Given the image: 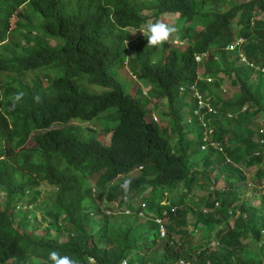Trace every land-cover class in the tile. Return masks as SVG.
Here are the masks:
<instances>
[{
  "label": "trees",
  "instance_id": "trees-1",
  "mask_svg": "<svg viewBox=\"0 0 264 264\" xmlns=\"http://www.w3.org/2000/svg\"><path fill=\"white\" fill-rule=\"evenodd\" d=\"M231 2L0 0V264H51L49 251L78 264H264V193L250 203L242 185L254 170L252 190L264 189V82L257 81L264 75L253 78L250 65L228 53L243 38L241 50L264 66V0ZM145 9L177 14L178 42H164L153 63L145 37L132 44L129 74L151 86L141 102L124 90L119 66L126 30L147 23ZM195 91L212 107L202 114L225 154L203 148ZM152 98L166 128L146 118ZM112 108L118 121L106 127L108 146L68 125L104 113L112 121ZM221 178L224 186H216ZM124 179L131 180L126 195ZM43 183L51 186L45 195ZM203 189L208 194L198 197ZM110 203L131 213H107ZM144 204L154 217L129 218Z\"/></svg>",
  "mask_w": 264,
  "mask_h": 264
},
{
  "label": "rangeland",
  "instance_id": "rangeland-1",
  "mask_svg": "<svg viewBox=\"0 0 264 264\" xmlns=\"http://www.w3.org/2000/svg\"><path fill=\"white\" fill-rule=\"evenodd\" d=\"M133 1L136 4V3H138L139 0H133ZM245 1H247V0H233V2H236L237 4L243 3ZM227 3L229 5H233V3L231 2V0H227ZM211 8L212 7H207L206 9L207 10H210ZM154 12H156V11L155 10L151 11V9H145V10H142L141 11V13L144 16L147 17V23L148 22H154L157 19H160V20H162L164 22H167V23H175L178 20V17H177L178 15L177 14L171 13L169 15H160V16H158V15H153ZM18 20L19 19H16V22H18ZM19 21L22 22V23H25L26 22L23 19H21ZM192 23L193 24H196L195 22H192ZM196 26H198V25L196 24ZM198 27H197V29H199ZM240 28H241V25L238 24V18H237L233 22V30L234 31H238ZM139 30L134 29V28H128L126 30V33H127V39H126L127 44L125 42V47L127 48V51L124 54L125 62L122 65L119 66V69L121 70L120 77H119V81L123 85V88H124V90L127 93H131V94L132 93H139V95H138L137 98L141 102H144L147 99V96H150V90L149 89H151V86L148 83H146L145 81H143V80H137L135 78V74H132V75L129 74V72H131V70L129 69L130 66H131V61L130 60L135 56V51L133 50V48H135V47H132V44L136 43L137 39L139 37L143 36ZM132 32H135V33H132ZM176 36H177V34L171 35L167 41L173 40V44L176 45V43L178 42L177 41L178 38H176ZM163 44L164 43H162L159 46H155V47H153L151 49V51H152V63L155 62L156 60H158L160 58ZM244 45H243V47H244ZM5 47L7 49L14 50L17 53L20 52L18 49H16L12 45V42L11 41H8L5 44ZM4 52H6V51H4V50H2L0 48V56L5 55ZM228 53H229V56L232 57V58H235L236 56L237 57H240L238 51H229ZM8 55H10V54H8ZM127 62H129V63H127ZM239 63L241 65H247V66H249L247 64V62L243 61L241 58H239ZM258 66L260 67V66H262V64L259 63ZM258 66L257 67H251V66H249L250 68H252L251 73H252V77L253 78H256L257 75H264V71H262V69L259 68ZM257 81L258 82L259 81H263L264 82V78L263 79H257ZM228 84H229L228 81L226 83H224L222 89H225V87ZM226 89H228V90L227 91H223L222 90V93L227 94V95H231L232 92H233V90L231 88H226ZM91 90L92 91H98V92H103L104 91V89L101 86H98V85H95V86L91 87ZM143 90H148L149 91V94L148 95H145L146 97H144L143 94H142ZM162 103H163L164 107L167 108V101L164 100ZM150 105H155V107L152 106L153 109H150V115H148L146 117L147 120H149V121L152 120L153 117H154V115H155L157 117V120H155V121L156 122H159V124L162 127H165L168 124V121L165 118H162L161 117V115L159 113V110L160 109H157L156 108L158 105H160V103L157 102V98H152ZM111 111L112 112L115 111V117L112 120L113 122L110 121V119L112 118L111 115L108 114V113H104L103 116H101V117H99L97 119H93L92 121H82V120H79V119H75V120H72L68 125L75 126L76 128H79L80 129V132H82L84 134V136H86V137L93 136V137H95L97 139L102 140L103 144L108 146V145H110L112 134L111 133H108L110 131V129L106 130V127H111L112 124L114 126L116 124L114 122L115 121H118V110H117V108H112V109L108 110L107 112H111ZM61 126H64V125H62V124H56L55 125V127H61ZM196 137H197V134H196ZM33 143L34 142L32 140L29 141V144H31V145ZM254 173H255L254 170L251 171V173L248 174L249 179L246 182H243L242 185H243V189L244 190L246 189V186L247 185L250 188L248 190V192L245 194L246 195V198L247 199L248 198L250 199L249 200L250 203L259 204L260 203V194H263L264 193V189L263 188L262 189H259V191L252 190V188L255 187V183L251 179V176ZM138 174H139V171H134L130 175H127V176H124V177L122 176L121 178L135 177ZM216 186H224L223 178H221V180L216 184ZM50 187L51 186L48 183H43L42 184L41 191H42L43 195L46 194V192L48 191V188H50ZM95 193H96L97 200H99V202L101 203L102 206H104V204H107V201L105 199H102V196L104 194V191L103 190L97 189V190H95ZM195 194L198 197L206 196L208 194V190H206V189L197 190V191H195ZM2 196L3 195H1V197ZM131 201L134 203V205H138L139 202H140V198L134 196L131 199ZM110 205L114 209L113 212H117V213L122 212L123 213L125 211L124 208L120 209L119 207H116L112 203H110ZM144 213H145L144 216H140V215H137L136 217L135 216H129V218L134 217L136 219V221H138V222H145V220L149 217V215L154 217V213L153 212L152 213H149L147 209L144 210ZM40 214L41 213L39 212L38 215H40ZM190 220L193 221L194 220V217L192 216L190 218ZM164 221L165 220L163 219V222ZM167 221H168V219L166 220V222ZM189 229L192 230V226ZM201 235H202L201 232L195 231L194 238L197 239V238L201 237Z\"/></svg>",
  "mask_w": 264,
  "mask_h": 264
},
{
  "label": "clouds",
  "instance_id": "clouds-1",
  "mask_svg": "<svg viewBox=\"0 0 264 264\" xmlns=\"http://www.w3.org/2000/svg\"><path fill=\"white\" fill-rule=\"evenodd\" d=\"M141 34L143 37L146 38L147 40V46H159L162 43L166 42L169 37L173 34L178 33V28L175 24L173 23H167L164 22L160 19L155 20L154 22H148L145 25L141 26L140 30ZM135 33V32H132ZM127 44V41H126ZM22 93H18L14 97V101H19L21 98ZM155 115L153 117L154 120H157V117L155 119ZM264 132V130H262ZM224 153V151H221ZM225 154V153H224ZM228 162H231V159L228 157L225 158ZM131 184L130 179H124L122 183H120L119 187L125 193V195L129 191V187ZM221 189H224L223 187H220ZM117 207L118 205L115 204ZM143 210V209H142ZM145 210V207H144ZM129 209L125 211L124 213H128ZM113 212L112 210L108 211L107 213ZM138 214H135L134 216L136 217ZM48 260L51 262V264H78V261L70 258L67 255H60L57 251H49L48 252Z\"/></svg>",
  "mask_w": 264,
  "mask_h": 264
},
{
  "label": "built area",
  "instance_id": "built-area-1",
  "mask_svg": "<svg viewBox=\"0 0 264 264\" xmlns=\"http://www.w3.org/2000/svg\"><path fill=\"white\" fill-rule=\"evenodd\" d=\"M243 41H244L243 38L238 39L236 42L232 43L229 46L228 50L229 51H238L239 52V56H240V58L243 61L247 62V64L250 65L251 67H257L258 65H256L252 61H250L247 58V56L245 55V53L241 50V46L243 44ZM197 60L200 61L201 60V56H198ZM259 68H261L262 71H264V66H260ZM207 80L210 82V81H212V78L208 77ZM145 93H146V91H145ZM195 96L197 98V103H198V109L196 110L195 114L199 117L200 122L205 127V135H204L205 145H204L203 148H206L207 146H212V147H214L217 150L223 151V148L221 147V145L219 143H217V142H215V141L210 139V136L212 135V134H210V133H212V128L210 126H207L204 114H202V111L205 110V109H209L210 111H213L210 103L204 98V96L199 91H195ZM155 119H156V117H155ZM144 207H145V204L143 206V210L140 211L138 213V215H140V216H144L145 215ZM128 213H131V211H128ZM156 221L160 225L161 236H165L166 231H165V226H164L163 219L158 217V218H156ZM91 261H93V258H91Z\"/></svg>",
  "mask_w": 264,
  "mask_h": 264
},
{
  "label": "bare ground",
  "instance_id": "bare-ground-1",
  "mask_svg": "<svg viewBox=\"0 0 264 264\" xmlns=\"http://www.w3.org/2000/svg\"><path fill=\"white\" fill-rule=\"evenodd\" d=\"M197 110V109H196ZM196 112V111H195Z\"/></svg>",
  "mask_w": 264,
  "mask_h": 264
}]
</instances>
